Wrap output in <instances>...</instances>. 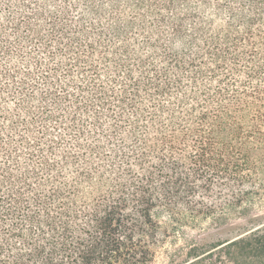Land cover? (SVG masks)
<instances>
[{
	"label": "trees",
	"instance_id": "1",
	"mask_svg": "<svg viewBox=\"0 0 264 264\" xmlns=\"http://www.w3.org/2000/svg\"><path fill=\"white\" fill-rule=\"evenodd\" d=\"M65 1L0 30V54L39 56L36 81L29 60L2 77L41 95L0 89V264H149L161 218L243 216L264 193V0ZM224 231L227 263L264 264L257 218Z\"/></svg>",
	"mask_w": 264,
	"mask_h": 264
},
{
	"label": "rangeland",
	"instance_id": "2",
	"mask_svg": "<svg viewBox=\"0 0 264 264\" xmlns=\"http://www.w3.org/2000/svg\"><path fill=\"white\" fill-rule=\"evenodd\" d=\"M11 2V7L6 6L5 0H0V30L7 26V23L16 24L18 23L17 14L18 12L27 13L28 11H36L39 14V22L41 25L46 27L50 21V19H54V17H61L59 13V9H66V4L70 1L65 0H9ZM73 1V0H71ZM76 2V0H74ZM103 1V0H101ZM131 1V0H120V8L123 10V2ZM81 5H78V8L75 10H71V15H78L79 9ZM104 14L107 16L110 12L109 7H105ZM129 17V16H128ZM22 24V23H21ZM23 27V26H22ZM5 32L10 33L9 30L5 29ZM9 35V34H8ZM21 35V34H19ZM90 39H93L94 36L89 35ZM81 41H85L86 37L83 36L80 38ZM96 39V38H94ZM11 40V39H10ZM88 40V39H87ZM86 40V41H87ZM6 57L0 54V89L4 87L7 89L4 90L6 92V98L8 103L11 105H20L22 103V96H32L30 100V105H36L40 99L39 91L36 93V90L33 93L30 91H23L19 86L13 85L11 79L9 77L3 78L1 73H7V71L11 69L23 70L27 69L26 63L29 60L31 62V69L33 76L35 75V79L31 76L32 81H36L38 74L34 70V65L38 60L39 56L36 55V51L33 50V44H25L22 48V53L19 55L16 54L17 47L15 45L7 44L6 46ZM31 48V49H30ZM55 52V51H54ZM1 53V52H0ZM41 56V55H40ZM11 57V58H10ZM43 57H47L50 64L46 67L53 72L52 69H56L58 63L65 64V57H59L56 53H53L50 47L45 49V54ZM44 66V65H43ZM60 74L59 71L52 75L50 78L51 82L60 84H64L65 89L69 91L73 89L71 86L73 83H77L80 81L79 78L72 79L70 76H65ZM86 80V79H85ZM8 83V84H5ZM10 83V84H9ZM22 92V93H21ZM60 95L56 97L47 96L46 103L53 102L56 100V106L65 105L62 99V94L66 93L64 89L59 90ZM23 99V98H22ZM10 106V105H9ZM1 124V122H0ZM248 203L243 205L245 208L244 215L240 218L234 212L227 216L212 218V217H196L194 219H181L178 222L173 223L169 218L163 217L161 218L160 223V233L163 239L162 244L156 249L155 257L149 264H186L187 260L190 262L195 261L196 259L190 258L187 256L188 254H194L199 252V248L196 251H192L191 247L194 245L201 246H209L208 248H204L203 251H207L201 257L202 260L197 264H230L227 263V250L222 249L220 247L214 248V243L217 241L223 240L229 236H233V232H226L224 229L230 225H243L245 221L257 218L258 223H263L264 225V193L262 196L256 197L252 200V203ZM251 228V227H250ZM231 236V237H232Z\"/></svg>",
	"mask_w": 264,
	"mask_h": 264
}]
</instances>
